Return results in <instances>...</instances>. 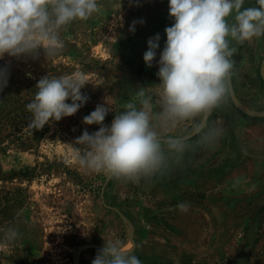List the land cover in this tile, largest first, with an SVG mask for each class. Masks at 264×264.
Wrapping results in <instances>:
<instances>
[{
	"label": "rangeland",
	"instance_id": "1",
	"mask_svg": "<svg viewBox=\"0 0 264 264\" xmlns=\"http://www.w3.org/2000/svg\"><path fill=\"white\" fill-rule=\"evenodd\" d=\"M98 4L99 12L87 20H73L60 29L62 46L55 55L40 50L35 58L7 54L0 58V68L8 71V83L0 91V264H74L79 245L105 246L117 238L133 247L122 220L101 203L108 175L82 168L76 158V150L82 146L74 142L85 129L89 133L99 129V125L83 123V117L104 104L106 97L113 111L104 123L110 125L130 91L149 86L148 91L156 90L159 55L167 39L165 28L174 19L169 0H98ZM243 6L258 5L256 0H245ZM133 21L135 32L129 30ZM157 33L160 48L149 67L143 57L149 38ZM229 46L235 50L231 86L243 104L236 106L230 93L212 110L209 121H203V129H219L218 137L226 136L229 146L253 147L264 153V36L242 43L229 38ZM76 74H83L89 82L82 89L88 102L76 114L43 129L29 127L32 113L26 105L38 91V80L45 75ZM140 186L131 183L137 194L143 193ZM148 190L155 191V187ZM137 194L135 213L145 207L138 204ZM260 203L264 205V198ZM129 215L137 223L130 226L137 243L135 255L142 264H264V214H222L220 219H206L213 233L199 236L206 242L204 248L196 240L183 242L184 236L169 227L165 230L168 236L161 230L156 233V228L150 233L141 214ZM9 228L19 235L15 242L5 243L2 238ZM86 250L79 264H92L99 252Z\"/></svg>",
	"mask_w": 264,
	"mask_h": 264
},
{
	"label": "clouds",
	"instance_id": "2",
	"mask_svg": "<svg viewBox=\"0 0 264 264\" xmlns=\"http://www.w3.org/2000/svg\"><path fill=\"white\" fill-rule=\"evenodd\" d=\"M245 0H169L174 19L165 28L166 42L160 52L156 75L160 83L139 87L116 112L110 125L105 117L113 107L105 98L90 114L86 125H99L77 137L76 158L85 170L104 173L116 179L139 181L161 172L170 157L180 155L189 146V135L177 130L185 121L206 116L231 93L234 49L229 38L237 42L264 36V0L258 7H244ZM98 0H0V58L55 55L62 46L59 31L73 20H87L99 12ZM231 18V22H230ZM144 21L141 20L140 23ZM136 21L129 30L135 32ZM160 34L148 40L144 61L151 67L160 48ZM8 83V71L0 68V91ZM83 74L40 78L34 99L26 105L32 113L29 127L43 129L53 121L76 114L89 97L82 93L88 84ZM70 100V102H68ZM204 143L212 142L220 130L192 129ZM181 210L186 204L178 205ZM9 228L5 243L18 238ZM92 264H142L120 239L105 242Z\"/></svg>",
	"mask_w": 264,
	"mask_h": 264
},
{
	"label": "crops",
	"instance_id": "3",
	"mask_svg": "<svg viewBox=\"0 0 264 264\" xmlns=\"http://www.w3.org/2000/svg\"><path fill=\"white\" fill-rule=\"evenodd\" d=\"M230 98L236 106L243 104L234 92ZM211 112L201 116L203 119L200 121L195 118L178 129L182 131L181 134H185V131V135H189L188 148L183 154L172 156L166 169L137 181L143 193L137 194V189L131 187V183L135 184L136 181L117 179L116 183V178L107 177L106 181L108 178L110 181L106 187V182L103 186L105 204L102 196L101 203L122 220L125 236L133 244L132 248L125 244L126 251L137 253V243L130 226L136 227L137 223L129 214H141L145 228L150 233L151 229L156 228V233L161 230L163 236H168L165 230L169 227L175 234L179 232L184 236L183 242L189 244L196 240L202 244L201 248L205 247L206 242L199 236L211 237L213 233L210 225L207 228L206 219H220L222 214H264V205L260 203L264 198V153L253 147L229 146L226 136L216 137L210 143L202 142L200 135L192 134V129L197 124L203 129V121H209ZM150 187H155V191H149ZM136 194L140 196L137 198L138 204L145 206L139 213L132 210ZM107 202L115 204L112 206ZM181 203L186 204L185 210L178 207ZM149 214H153L151 220L155 221L154 224L149 221ZM248 227L252 228V223ZM243 228L246 229V226L243 225ZM103 247L79 245L73 255L74 264L81 262L86 249L100 251Z\"/></svg>",
	"mask_w": 264,
	"mask_h": 264
},
{
	"label": "water",
	"instance_id": "4",
	"mask_svg": "<svg viewBox=\"0 0 264 264\" xmlns=\"http://www.w3.org/2000/svg\"><path fill=\"white\" fill-rule=\"evenodd\" d=\"M263 79H264V76H263ZM231 93H233V90L231 91ZM110 178H111V176H110ZM110 178H108V180L106 181V184H105V187L107 186V184L109 183V181H110ZM105 187L103 188V190H102V194H101V196H102V200H103V203L105 204V201H104V192H105Z\"/></svg>",
	"mask_w": 264,
	"mask_h": 264
},
{
	"label": "trees",
	"instance_id": "5",
	"mask_svg": "<svg viewBox=\"0 0 264 264\" xmlns=\"http://www.w3.org/2000/svg\"><path fill=\"white\" fill-rule=\"evenodd\" d=\"M258 7V6H257ZM6 99H8V98H6ZM1 107H3V106H1Z\"/></svg>",
	"mask_w": 264,
	"mask_h": 264
}]
</instances>
